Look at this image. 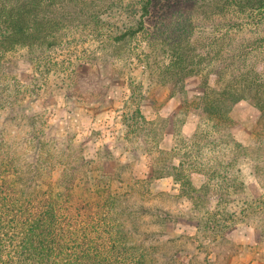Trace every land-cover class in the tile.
<instances>
[{
  "label": "trees",
  "instance_id": "16d2710c",
  "mask_svg": "<svg viewBox=\"0 0 264 264\" xmlns=\"http://www.w3.org/2000/svg\"><path fill=\"white\" fill-rule=\"evenodd\" d=\"M112 1L0 0V136L10 125L25 129L31 143L24 163L18 153L1 152L0 264L157 263L125 229L140 212L123 186L94 180L97 163L64 149L59 139L52 142L43 117L24 112L28 94L112 103L115 80L129 70L133 95L123 126L144 134L136 139L152 160L150 181L174 179L192 204L200 249L211 253L239 222L264 232V197L250 194L242 170L248 157L254 176L264 179V0H170L153 26L148 19L157 0H141L138 17L114 25L105 18ZM21 59L34 70L27 92L17 77ZM83 65L86 73L79 71ZM138 71L147 73L151 89L159 85L179 96L184 115L198 117L191 136L175 131L169 151L161 149L158 121L141 111ZM190 77L199 79L202 95L187 92ZM241 101L259 111L249 152L231 134V112Z\"/></svg>",
  "mask_w": 264,
  "mask_h": 264
},
{
  "label": "rangeland",
  "instance_id": "374dc122",
  "mask_svg": "<svg viewBox=\"0 0 264 264\" xmlns=\"http://www.w3.org/2000/svg\"><path fill=\"white\" fill-rule=\"evenodd\" d=\"M113 3L114 9L108 10L105 17L112 25L128 24L140 14L141 0H114L108 5ZM171 3L170 0H157L148 25L153 26L155 21H159ZM189 15L196 16V10H191ZM206 21L211 24L210 20ZM206 31H210V28ZM95 69L105 75L100 66H95ZM87 70V65L79 69L81 73ZM130 72L127 71L126 75ZM141 72L135 75L138 84H144L145 100L140 105L141 111L147 121H158L157 129L163 130L161 149L169 151L173 146L175 131L191 136L197 128L198 117L193 114L184 115L180 97L172 96L169 89L159 85L151 89V83L145 79L147 73L140 75ZM126 75L115 80L110 92L112 103H85L77 99L67 100L61 95L50 98L28 94L24 112L29 116L43 117L51 141L53 138L59 139L64 149L70 146L74 155H81L89 162L97 163L98 167H95L92 177L94 180L101 178L115 189L123 186L124 191L129 193L130 203L140 212L134 221L124 222L125 229L136 245L151 253L156 264H215L218 259L220 264H264L263 230L239 222L223 234L224 243L220 241L214 245L211 253H208L209 249L203 251L200 249L198 226L192 218V204L182 195L180 185L172 178L150 181L153 163L138 145L144 134L128 133L123 126V117L129 114V100L133 95ZM33 76L32 65L21 59L17 77L24 91L27 92ZM136 88L134 97L139 98V87ZM186 90L190 95L203 94L197 77L186 80ZM258 117L259 111L248 101L236 104L231 112V118L236 123L231 134L247 152L253 148ZM25 134V129L7 125L4 135L0 136V157H3L1 152L8 155L18 153L21 161L26 162V152L31 148V143L26 140ZM137 135H141V139H136ZM253 168V160L248 157L243 159L242 170L250 194L253 197H264V179L259 181L254 176ZM121 180L126 184L121 183ZM143 180L146 183L139 190L133 187L137 181ZM193 183L199 188L202 180L196 178ZM202 242L208 244L209 240Z\"/></svg>",
  "mask_w": 264,
  "mask_h": 264
}]
</instances>
